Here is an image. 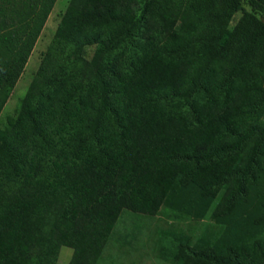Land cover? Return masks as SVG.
Returning <instances> with one entry per match:
<instances>
[{
	"label": "trees",
	"instance_id": "16d2710c",
	"mask_svg": "<svg viewBox=\"0 0 264 264\" xmlns=\"http://www.w3.org/2000/svg\"><path fill=\"white\" fill-rule=\"evenodd\" d=\"M55 2L0 0V109ZM214 65L244 79L236 95ZM263 159L264 0H70L0 129V264L62 245L95 264L123 208L199 220L218 198L225 220ZM177 230L159 232L172 264H264V204L193 244Z\"/></svg>",
	"mask_w": 264,
	"mask_h": 264
},
{
	"label": "rangeland",
	"instance_id": "374dc122",
	"mask_svg": "<svg viewBox=\"0 0 264 264\" xmlns=\"http://www.w3.org/2000/svg\"><path fill=\"white\" fill-rule=\"evenodd\" d=\"M69 1L70 0H56L54 3L50 12L51 14H49L50 16L46 20L47 22H45L46 24L34 45L27 64L18 81L9 92L5 104L0 109V129L6 126L8 119L17 117L22 99L24 98L29 84L40 64L42 55L47 49ZM239 15L240 13L234 14L231 21L232 24L235 23ZM135 56H138V54ZM212 72L209 81H213L214 79L221 80L222 78L226 79L225 81H229V78H231V83L228 82L229 91H233L235 95L236 87L242 86L244 83L243 78L237 79V77H228L226 70L222 69L219 65H214ZM218 95L217 91L214 90L208 93L206 99L200 98L199 100L203 102L205 106H210L213 102L211 98L218 99ZM217 107L221 108V111L216 114L230 113L229 110H231V108L229 107L228 101L224 104H217ZM236 161L237 156L232 155L226 162L231 165ZM254 174V180L247 178L246 186L248 193L247 197L244 199L245 203H237L235 205L236 210L234 209L225 220L222 218L212 219L210 217L211 212L218 202V198L213 200L206 215L199 220L187 217L186 214L169 208H165L168 209L169 213L165 210L164 212L159 211L156 214H143L123 208L116 218L115 224L95 264H172L169 261L165 263V261L160 259L156 254V250L160 244L159 232L163 229H178L177 231H183V233L189 235L190 243L193 244L194 240L200 235L204 228L207 230V233L218 235V233L222 232L223 228L224 230H228L231 221L241 219L245 213H249L250 215L254 212H259L261 206L264 204V159L259 164L258 168L254 169ZM168 215H172V218H168ZM233 237L239 241V235ZM72 254V247L62 245L59 248L54 264H69Z\"/></svg>",
	"mask_w": 264,
	"mask_h": 264
},
{
	"label": "crops",
	"instance_id": "0c3cea01",
	"mask_svg": "<svg viewBox=\"0 0 264 264\" xmlns=\"http://www.w3.org/2000/svg\"><path fill=\"white\" fill-rule=\"evenodd\" d=\"M157 249H158V248H157ZM156 254H157V250H156ZM157 255H158V254H157ZM159 258H160V257H159ZM160 259H162V258H160ZM162 260L165 261V263L168 262V261H166V260H164V259H162Z\"/></svg>",
	"mask_w": 264,
	"mask_h": 264
}]
</instances>
